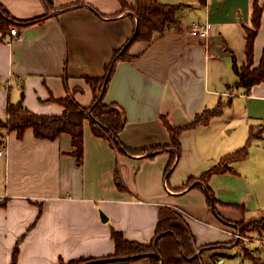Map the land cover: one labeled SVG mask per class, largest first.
<instances>
[{
    "label": "crops",
    "instance_id": "crops-1",
    "mask_svg": "<svg viewBox=\"0 0 264 264\" xmlns=\"http://www.w3.org/2000/svg\"><path fill=\"white\" fill-rule=\"evenodd\" d=\"M159 1L183 7L152 42L131 44L128 53L133 58L116 63L105 95L106 102L124 109L126 124L119 137L132 152L96 135L90 119L84 121L81 161L69 133L38 138L28 128L20 137L16 130L0 127V145L7 146V154L0 156V264H12L16 246V264L104 260L116 251L113 230L149 244L160 218L176 209L184 214L205 264H255L244 255L242 242L228 232L237 229L233 223L264 218V81L249 91L236 88L233 69V56L239 65L246 61L245 25L251 22L255 0ZM258 2L263 13L254 65L264 48V0ZM77 3L81 4L60 10ZM0 4L21 34L15 37L12 26L0 31L4 120L8 103L22 97L39 114H62L64 106L58 100L70 93L81 105H90L93 90L87 78L106 75L107 64L135 27L129 11L112 18L122 9L120 0ZM207 20L212 24L208 38L190 33L193 21ZM220 102L222 113L208 125L182 132L179 154L171 147L152 156L146 153L170 146L164 119L183 126ZM252 129L261 132L248 157L208 179L218 201L214 210L207 185L198 178L244 146ZM257 230L259 235L254 233L256 238L247 246L258 264H264V229Z\"/></svg>",
    "mask_w": 264,
    "mask_h": 264
},
{
    "label": "trees",
    "instance_id": "trees-1",
    "mask_svg": "<svg viewBox=\"0 0 264 264\" xmlns=\"http://www.w3.org/2000/svg\"><path fill=\"white\" fill-rule=\"evenodd\" d=\"M120 2L122 9L113 15L112 18H116L129 11L135 20L134 31L125 44L115 51L112 60L106 66V75L104 77L87 78L93 90L91 104L88 106L81 105L75 99L74 94L70 93L58 100L64 106L62 114H39L31 111L24 103L22 97L17 102L8 103V116L6 120L0 118V127L5 126L10 130H16L20 137L23 136L28 128H32L38 138L56 139L64 132L69 133L76 147L75 154L77 155L78 161H81L84 151V121L90 119L93 132L96 135L109 138L112 144L121 151L132 152L124 146L119 137L120 132L126 124L124 109L118 103L105 101L109 82L114 73L116 63L120 60L133 58L128 53L131 44L135 41L152 42L157 34L163 33L170 24L176 21L178 12L183 7V3H163L159 0H136L134 3H129L127 0H120ZM80 4H67L62 6L60 10H66ZM262 13L263 5L258 0H255L251 22L245 25L246 61L242 65H239L236 56H233V69L238 77L234 83V87H242L245 91H249L254 84L264 81V48L259 64L254 65L255 39L260 28ZM42 19L43 17H40L25 23ZM13 23L14 20L0 4V31L6 32ZM223 106L224 103L220 102L213 109H205L194 120L183 126L174 127L164 119L171 134L170 146H156L150 150H145L146 153L152 156L157 151L167 150L168 147H171L176 151V154H179L181 151L180 135L182 132L187 128H193L198 125H208L215 116L222 113ZM260 132L261 130L256 131L252 129L244 146L224 155L216 165L199 176L198 179L207 185L209 203L214 210L216 209L218 201L208 185V179L215 173L232 170L231 163L241 161L248 157L251 143L255 138L260 136ZM0 137H2L1 133ZM118 184L122 185L120 180H118ZM165 215L160 218L156 236L149 244L128 240L122 232L113 230L112 236L116 243L115 253L110 258H105L103 261L90 264H130L144 257L149 261L148 264H161L160 258L156 255L138 256L154 251H158L162 255L163 264H202L200 256L194 248V239L191 231L184 224V220L178 214L171 213ZM246 223L245 221H241L233 224L236 227H241L240 229L242 230L240 231L242 232L247 228L256 227V229H264V218L256 220L255 222L252 221L248 225ZM247 247H243L244 252L252 251ZM17 257L18 246L14 250L12 264H16ZM251 258L253 259L252 255ZM88 261L90 260L80 259L69 263L61 262V264H83Z\"/></svg>",
    "mask_w": 264,
    "mask_h": 264
},
{
    "label": "built area",
    "instance_id": "built-area-1",
    "mask_svg": "<svg viewBox=\"0 0 264 264\" xmlns=\"http://www.w3.org/2000/svg\"><path fill=\"white\" fill-rule=\"evenodd\" d=\"M11 33L15 37H20V35H21L16 26H12ZM190 33L193 35L204 36V37L208 38L212 33V24L208 20L204 21V22L193 21L191 24V27H190ZM228 95L232 96V95H235V93L234 92H228ZM6 154H7L6 144L0 145V156H5ZM179 211H181V210L179 209ZM228 232L234 238L236 237V238H243L244 239V236L241 233L231 231V230H228Z\"/></svg>",
    "mask_w": 264,
    "mask_h": 264
},
{
    "label": "rangeland",
    "instance_id": "rangeland-1",
    "mask_svg": "<svg viewBox=\"0 0 264 264\" xmlns=\"http://www.w3.org/2000/svg\"><path fill=\"white\" fill-rule=\"evenodd\" d=\"M172 212L174 213V214H178L182 219H183V213L181 212V211H179V209H176L175 211H173L172 210ZM263 219V218H262ZM255 222V221H254ZM251 222H248V223H246V225H248V224H250ZM241 228V227H240ZM239 227H237V229H230L231 231H235V232H238V233H241L243 236H244V239L243 238H236L235 237V239H237V240H239V241H241L242 242V247H247V244H249L250 242L249 241H252V240H254L256 237H254L253 236V234L255 233V234H257V235H259L257 232H255L257 229H256V227L255 228H247L246 230H243V232L242 231H240V230H242V229H240ZM258 231V230H257ZM234 238V237H233ZM208 247H212V246H204V247H202V249L204 248V249H208ZM195 248V250H196V253H198L199 254V252H200V249L201 248H197V247H194ZM247 248H249V249H251L252 250V248H251V246L249 245ZM244 255L246 256V257H248V258H251V255L253 256V261H254V263L255 264H258V259L256 258V257H254V255H253V253L250 251H246V252H244ZM205 260H202V264H205V262H204ZM149 263V261L147 260V258L146 257H144V258H141V259H138V260H136V261H134V262H132V263H130V264H148ZM206 264H208V263H206ZM212 264H214V263H212ZM227 264H229V263H227Z\"/></svg>",
    "mask_w": 264,
    "mask_h": 264
},
{
    "label": "water",
    "instance_id": "water-1",
    "mask_svg": "<svg viewBox=\"0 0 264 264\" xmlns=\"http://www.w3.org/2000/svg\"><path fill=\"white\" fill-rule=\"evenodd\" d=\"M195 183L191 184L190 187H192L193 185H195ZM200 183L204 184L203 182H200ZM205 189L207 191V188H205ZM147 255H156V256H158L160 258L161 264L164 263L163 257H162V255L158 251H154V252H150V253H145V254L138 255V256H147ZM131 257H135V256H131ZM98 261H103V260L102 259H96V260H91V261L85 262L83 264H90V263H94V262H98Z\"/></svg>",
    "mask_w": 264,
    "mask_h": 264
}]
</instances>
